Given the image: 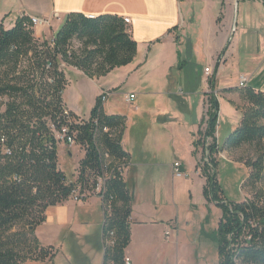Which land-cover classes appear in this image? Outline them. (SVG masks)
Wrapping results in <instances>:
<instances>
[{
  "label": "trees",
  "instance_id": "trees-1",
  "mask_svg": "<svg viewBox=\"0 0 264 264\" xmlns=\"http://www.w3.org/2000/svg\"><path fill=\"white\" fill-rule=\"evenodd\" d=\"M135 51L136 42L117 14L90 17L69 12L51 41L35 38L27 16L18 17L11 27L0 21V264L52 259L53 248L39 244L35 227L45 220L49 206L69 197L75 184L91 191L105 172L100 193L103 262L124 264L132 205L120 172L130 162L121 143L125 116L106 114L99 96L88 118L77 116L63 101L67 80L62 65L99 77L131 62ZM223 53L208 79L211 91L197 135L212 139L210 154L245 144H254L258 152L264 141V90L249 85L238 89L244 102L238 125L221 146L216 142L219 103L213 84ZM62 128L82 151L75 183L69 182L57 161V134ZM199 139L193 141L195 150ZM244 165L248 176L242 190L254 189L264 174V151L245 159ZM197 167L205 179L203 196L221 210L216 228L218 264H264V193L254 190L241 202L226 201L216 158L211 156L203 165L198 162Z\"/></svg>",
  "mask_w": 264,
  "mask_h": 264
},
{
  "label": "crops",
  "instance_id": "crops-1",
  "mask_svg": "<svg viewBox=\"0 0 264 264\" xmlns=\"http://www.w3.org/2000/svg\"><path fill=\"white\" fill-rule=\"evenodd\" d=\"M250 1L257 4L261 2ZM193 3L195 5H192ZM234 4L235 0H21L15 18L7 19V13L0 20L5 27H11L20 16L45 19L47 23L32 26L33 35L39 41H51L55 30L69 12L92 16L109 13L129 18L130 22L126 25L136 42V51L131 63L115 68L104 76L93 78L73 66L62 65L67 80L62 97L70 110L86 119L99 94L108 91L109 96L102 104L103 111L108 115L125 116L121 143L130 156L124 180L132 205L130 242L124 249V256H128L130 260L134 257V245L147 244V231L152 227L159 226L163 232L169 231V239L174 235L172 227L168 225L172 219L160 215L155 205V202L166 198L162 193L167 175H170L172 182L180 179L188 188L193 186L192 176L197 175L200 192L203 189L205 179L197 167L201 155L197 147L196 150L193 147L196 133H192L188 139L192 172L184 162H179L181 176H176L172 169L176 157L183 158L178 154V141L174 139V133L181 130L198 131L211 91L208 79L212 75L204 72V68L210 65H203L202 62L206 60V63L213 64L225 44L228 46L229 43V49L218 60L219 71L215 75L213 91L217 93L218 101L223 98L231 102L233 115L232 118L226 119L228 132L240 121L244 102L238 93L239 79L236 85L218 86L220 72L226 66L230 47L234 44L232 36L238 30L231 20ZM257 26L256 19L252 25L244 26L241 30L243 33L249 29L256 31ZM186 46L193 52L194 63L191 59L186 60L182 54ZM122 69L124 71L121 76L116 77ZM259 69L264 71V63L254 62L249 77L244 75L247 78L246 85L250 84L251 74ZM127 85L129 89L124 88ZM230 87L236 90L223 91ZM131 93L134 98L126 101V95ZM118 94L124 102L123 107L111 103L113 96ZM193 94L201 96L194 101ZM174 98L181 104L182 113H178L176 105H173ZM85 101L88 108L84 113L79 104ZM200 101L202 118L197 121V113L189 119V114L193 115L192 103H198L199 106ZM83 113L87 114V117H83ZM61 145L69 156L73 148L82 153L78 146H69L63 142L58 143L57 152ZM80 158L81 156L77 160L74 174ZM70 176L66 175L67 179ZM45 215V220L35 227L34 235L40 245L53 248V257L50 260L24 264H73L72 255L77 254V251L83 256L79 264H91L92 259L88 257L92 255V251L87 253L85 250L88 251L95 241H99L103 261L102 209L97 196H89L76 202L67 198L49 206ZM45 227L53 231L54 241L57 240V243L43 239L41 230Z\"/></svg>",
  "mask_w": 264,
  "mask_h": 264
},
{
  "label": "rangeland",
  "instance_id": "rangeland-1",
  "mask_svg": "<svg viewBox=\"0 0 264 264\" xmlns=\"http://www.w3.org/2000/svg\"><path fill=\"white\" fill-rule=\"evenodd\" d=\"M20 2L21 0H0V20H2L7 13V19L15 18ZM192 5L195 4L193 3ZM256 19L258 23L257 30L250 31L249 29L243 33L241 28L252 25ZM231 20L234 21L235 26L237 25L238 30L234 35L232 34L234 44L230 47L231 51L227 64L220 72L218 81V86L220 87L223 85H236L241 74L249 77V71L252 70L254 62L258 61L259 64L264 63V5H261V2L257 4L250 0H235ZM76 44L77 43L74 42V45ZM226 45L227 44H225L220 52L222 53L224 50L223 55H225L226 51L229 49L230 43L228 46ZM182 54L185 55L184 58H186V60L191 59L193 63L195 62L193 52L188 46L184 47ZM204 61L205 62H202L203 65L209 64L213 72L216 59L213 64L209 62L206 63V60ZM129 63L115 66L107 73L115 68L118 69L127 66ZM123 71V69L120 70L116 77L119 78ZM218 71L219 66L216 69V74ZM69 85V87H71L72 82H70ZM249 86L264 89L263 69H259L251 74ZM124 88L129 89L130 87L127 85ZM200 96V94L192 95L194 101ZM111 103L117 107L124 106L120 94L113 96ZM218 103L219 108L215 132L216 142L221 146L226 135L229 133L226 119L232 118L233 114L231 113L230 100L221 98ZM108 104H110V102H108ZM174 104L176 105L178 113H182L183 108H181L182 106L176 98H174L173 105ZM79 105L85 113L88 108V103L85 101L81 102ZM192 105L193 115L189 114V119H192L195 117V114L198 113L199 120L197 121H200L202 118V102L200 101L199 106H197L198 103L195 104V102L194 104L192 103ZM84 113L83 115L85 116L83 117H87V114ZM174 122L175 125L176 121ZM201 129L204 130V124ZM192 133H196L197 135V132H182V130L181 132L174 133V139L178 141L176 145L179 150L178 154L183 157V160L176 157L175 161L180 163L184 162L191 172L192 159L188 148V139L189 136H192ZM198 137L201 138L197 145V149L201 155L199 163L200 165L209 163L211 156L216 158L217 179L226 201L235 203L241 202L244 197H250L254 190L264 193V174L262 179L255 185L254 189L247 187L242 190V184L248 176V170L244 165V160L254 159L257 154L262 153L264 151V141L258 146L260 148L258 152L256 150L257 146L254 144H245L239 148L230 149L227 152L226 150H219L216 153L210 154L207 148L211 145L212 139L204 138L202 134H200L199 136L197 135L195 140L198 139ZM57 153V161L60 169L68 176L73 174L72 177L70 176L68 179L69 182H73L77 160L82 156V153H79L78 150L76 151V148H73L69 156L63 145L59 147ZM175 156H177V154ZM196 176L197 175L192 176L193 186L188 188L180 179L172 182L170 175H167L166 185L162 193L166 198L160 202H155V205L160 215L172 219L168 225L172 227L174 235H171L170 239L169 237L166 238L165 232H163L159 226L149 229L147 231L148 239L145 241L147 244L134 245V257L131 258L132 264H218L216 228L221 210L215 203L205 199L202 191L200 192V182ZM41 234H43V239L57 243V240L54 241L53 231L48 227L43 228ZM89 250L92 251V255L88 257L92 259L91 264H103L99 241L92 243L88 251H85L88 253ZM82 259L83 256L79 254V251H77V254L75 253L72 255L73 264H79ZM32 261L33 260H26L25 262L29 263ZM105 264L113 263L108 261ZM235 264L239 263L236 262Z\"/></svg>",
  "mask_w": 264,
  "mask_h": 264
},
{
  "label": "built area",
  "instance_id": "built-area-1",
  "mask_svg": "<svg viewBox=\"0 0 264 264\" xmlns=\"http://www.w3.org/2000/svg\"><path fill=\"white\" fill-rule=\"evenodd\" d=\"M30 20V23L32 24V26L34 25H41L44 23H47V20L36 17V16H30L28 17ZM123 21L125 24H128L130 22L129 18L127 17H123ZM204 72L206 74H211L212 73V69L209 67H205L204 68ZM238 83H247V78L244 75H240L239 76V82ZM215 96L217 97V93L214 92ZM109 96V92L108 91H103L100 93L99 97H100V102L101 104H103V102L107 99V97ZM126 101H130L134 98V94H127L126 95ZM57 138L60 140V142L66 143L69 146L75 145L74 139L72 138V136L70 135H66V129L62 128L61 131L57 134ZM107 157V156H105ZM172 169L173 172L176 176H181L182 173L180 171V163L175 161L172 164ZM120 172L122 174L125 173V167L122 166ZM108 176V174L105 172L103 173V175H100L96 178L94 187L92 188V190H82V188H80L79 184H75L74 187L71 190V193L69 195V199L73 200V201H79L81 199L87 198L89 196H97L100 199V193H101V187H103V182L105 180V178ZM76 178H77V169H76V174L74 175V179H73V183L76 182ZM165 236L166 238L169 236V231L165 232ZM127 264H132L130 258L127 256Z\"/></svg>",
  "mask_w": 264,
  "mask_h": 264
},
{
  "label": "bare ground",
  "instance_id": "bare-ground-1",
  "mask_svg": "<svg viewBox=\"0 0 264 264\" xmlns=\"http://www.w3.org/2000/svg\"><path fill=\"white\" fill-rule=\"evenodd\" d=\"M90 17H93L92 15H89ZM246 86V83H238V87L239 88H243ZM98 149V148H97ZM100 150V149H99ZM101 190H102V187H101ZM124 264H127V257L124 256Z\"/></svg>",
  "mask_w": 264,
  "mask_h": 264
}]
</instances>
